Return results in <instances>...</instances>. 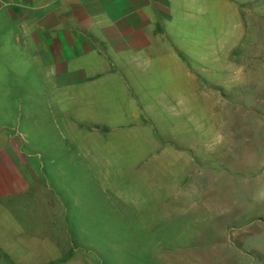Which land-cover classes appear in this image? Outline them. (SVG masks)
Here are the masks:
<instances>
[{"label": "rangeland", "instance_id": "obj_1", "mask_svg": "<svg viewBox=\"0 0 264 264\" xmlns=\"http://www.w3.org/2000/svg\"><path fill=\"white\" fill-rule=\"evenodd\" d=\"M242 6L251 27L243 52L258 45L247 62L256 72L251 81L210 90L209 105L198 99L188 107L154 106V116L98 122L95 129L80 115L84 107L48 104L56 93L25 70L23 52L3 32L10 8L0 3V137L28 141L21 144L27 155L38 147L36 173L67 206V230H47L38 196L30 216H18L22 235L2 228L0 264H264V0ZM88 133L97 134L82 137ZM94 142L111 146L109 162H91L85 146ZM175 148L187 150L177 163L163 153Z\"/></svg>", "mask_w": 264, "mask_h": 264}, {"label": "crops", "instance_id": "obj_2", "mask_svg": "<svg viewBox=\"0 0 264 264\" xmlns=\"http://www.w3.org/2000/svg\"><path fill=\"white\" fill-rule=\"evenodd\" d=\"M252 2L255 0H0L10 8L3 32L7 29L23 52L25 70L41 75L56 93L48 104L84 107L88 111L80 115L84 113L83 120L94 123L95 129L98 122L154 116V106L188 107L198 99L209 105L210 90H235L236 84L251 81L249 75L256 72L248 69L247 62L256 57L258 45L254 38L256 42L243 52L250 26L242 4ZM8 55L17 56L11 50ZM198 90L205 92L195 96ZM97 105L124 109L99 113ZM61 115L71 135H80L74 122L65 119L68 115L63 111ZM25 142L21 138L18 144L8 134L0 137V233L9 227L11 234L22 235L18 216L29 217L38 196V209L48 219L45 229L65 232L67 206L53 193L49 180L36 173L39 168L33 153L40 155L38 147L31 146L32 155H27L21 149ZM88 144L85 148L92 154L93 164L109 162L111 146ZM69 150L75 151V147ZM61 151L65 154L63 148ZM163 153L177 163L186 158L187 150ZM27 236L29 241L34 239L32 243L38 241L36 236ZM55 249L61 251L53 245L51 250ZM10 262L24 264L25 260Z\"/></svg>", "mask_w": 264, "mask_h": 264}]
</instances>
